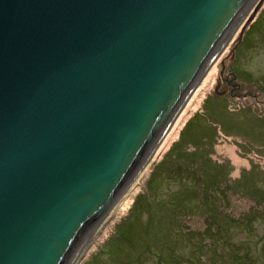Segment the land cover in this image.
I'll return each mask as SVG.
<instances>
[{
  "label": "water",
  "instance_id": "water-1",
  "mask_svg": "<svg viewBox=\"0 0 264 264\" xmlns=\"http://www.w3.org/2000/svg\"><path fill=\"white\" fill-rule=\"evenodd\" d=\"M256 2L0 0V264L91 250Z\"/></svg>",
  "mask_w": 264,
  "mask_h": 264
},
{
  "label": "rangeland",
  "instance_id": "rangeland-1",
  "mask_svg": "<svg viewBox=\"0 0 264 264\" xmlns=\"http://www.w3.org/2000/svg\"><path fill=\"white\" fill-rule=\"evenodd\" d=\"M260 1L239 20L222 54H215L171 122L151 164L144 165L137 184L121 197L114 218L107 219L91 250H85L77 264H199L202 253L195 242L200 236L202 243H211L207 233L213 229L205 212L195 210L199 193L216 198L205 204L208 213L218 215L221 209V236L228 235V241L235 243L234 249L228 242L223 245L231 253V263L235 264L236 256L242 264H264V17L257 19L264 2L258 9ZM182 131L181 144L187 143L188 155L181 158L196 161L200 166L196 172L203 177L197 180L183 172L180 179H167L169 169L163 167L161 176L151 182L156 190H150L147 181L154 165ZM138 194L151 199L133 208ZM187 206L190 210L182 208ZM161 207L181 213L175 209L172 217L177 220L168 222L169 212ZM152 208L159 210L153 212L155 224L148 217ZM159 234L155 246L149 243ZM211 258H215L212 264H222L221 254Z\"/></svg>",
  "mask_w": 264,
  "mask_h": 264
},
{
  "label": "trees",
  "instance_id": "trees-1",
  "mask_svg": "<svg viewBox=\"0 0 264 264\" xmlns=\"http://www.w3.org/2000/svg\"><path fill=\"white\" fill-rule=\"evenodd\" d=\"M263 11L260 12V14L257 17V19H259L261 17H264ZM261 39H263V38H261ZM238 47H236V51H237ZM233 54H234V52H233ZM223 97H224V95L222 96V98ZM188 126H189V123H187L185 125V127H187V128H188ZM183 131L181 132L180 138L177 141H175L171 145V147L168 149V151L164 154L163 159L161 161H159L157 164L154 165L155 167H154L153 171L151 172L150 178L147 181V185H148L149 188L151 187V182H155V180L157 179L156 177L161 176V170H162L163 167H168V169H169V174H167V179H172V180H175L176 178L180 179V177L182 176L181 173H183V172L189 173L190 176H192L193 178L195 177L197 180H200V177H203V175L200 176L196 172L198 167H200L197 164L196 161H192V160L191 161H183V159L181 158L182 155H184V156L188 155V153H186V148H185V144H187V143H184V145L181 144V142L184 140V137L182 139ZM194 165H195V168L193 169ZM206 187H207V183L205 182V188ZM151 188L152 189H150V190H152V191L156 190V187H151ZM170 190H172V189H170ZM211 190H213L212 186L209 189V192H211ZM172 192L175 193L176 191H172ZM197 195H198L197 197L200 200V203H198V206L195 208V210L198 211V213H200V212L204 213L205 212L206 219H208V221H210V220L212 221V228H213L210 233H207L208 237L210 238L209 242H211V243H205V244L202 243V239L199 240L200 236L197 235V236H199V238H198V240H196L195 243L198 244L197 247L200 249V251L202 253V257H201L202 260H199L198 263L199 264H212L216 257L213 259V258H211V256H215V255L219 256L221 254L222 259L219 260V262H221L222 264H232L231 263L232 262L231 253L226 252L223 245H225V243L228 242L230 244V246H231V249H234L235 248V243L233 242L232 239H231V242L228 241V237H229L228 235L221 236V231H222V227H223V225H221V223H223L221 221L223 219V214L221 213V209H217V211L219 213L218 215H216V212H213V213L209 212L208 213L207 207H206V205L208 206V204H205V203H207L206 201L208 199L210 200V202H215L216 198L213 199L211 194H207V197L205 196L204 193H202V194L199 193ZM150 199L151 198L149 196H147V195H143V194L139 195L138 194L137 197L135 198L134 202H133V208L138 203H140V201L142 203L143 201L150 200ZM254 200H255L256 204H259V201L256 198H254ZM180 204L183 205L182 202H180ZM176 207H178V206H176ZM161 208H162V211L165 213L167 207H161ZM178 208H181V207H178ZM182 208L190 210L189 206L182 207ZM152 209L153 210H152V212L150 213V215L148 217H149V219H151L152 224L153 223L155 224L153 212L156 211L158 213L159 210H158V208L157 209L152 208ZM175 209H176L177 212L181 213V211L177 210V208H171V209H170V207L167 208V211L169 212V216H170V219L167 220L168 222L173 221V220H177L176 218L172 217V214L174 213ZM184 216L185 215L183 214V216L181 217V219H183V221L185 219V218H183ZM230 218L232 220H235L234 217H230ZM127 219H129V217ZM157 226L161 227L162 224H157ZM209 228L210 227L207 226V228H204L203 230L206 232V230L209 229ZM162 230H166V229H162ZM227 230H229L228 232H231L230 229H227ZM160 231H161V229H160ZM189 235H190V231H188V236ZM160 237H161L160 234L158 236L154 237V238L150 237L149 238V243L151 242V244L153 243V246H155V243H158L160 241ZM192 239L194 240V239H197V238L193 237ZM262 239L264 240V236L262 237ZM212 249L215 250L214 254L211 253ZM246 252H248V250H246ZM249 255L250 254H246V259H248V260H249ZM250 259H251V257H250ZM236 263L237 264H242L243 263L242 259H237V257L235 256V264Z\"/></svg>",
  "mask_w": 264,
  "mask_h": 264
},
{
  "label": "bare ground",
  "instance_id": "bare-ground-1",
  "mask_svg": "<svg viewBox=\"0 0 264 264\" xmlns=\"http://www.w3.org/2000/svg\"><path fill=\"white\" fill-rule=\"evenodd\" d=\"M257 1V0H256ZM240 20V19H239Z\"/></svg>",
  "mask_w": 264,
  "mask_h": 264
}]
</instances>
